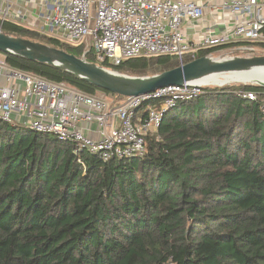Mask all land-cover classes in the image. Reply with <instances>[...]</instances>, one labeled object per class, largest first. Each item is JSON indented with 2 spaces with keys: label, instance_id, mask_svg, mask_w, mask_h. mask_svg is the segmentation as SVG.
Wrapping results in <instances>:
<instances>
[{
  "label": "trees",
  "instance_id": "trees-1",
  "mask_svg": "<svg viewBox=\"0 0 264 264\" xmlns=\"http://www.w3.org/2000/svg\"><path fill=\"white\" fill-rule=\"evenodd\" d=\"M0 27L82 56L83 45L1 18ZM3 54L16 68L125 97L58 66ZM105 65L150 76L180 62L156 55ZM210 86L166 111L143 155L107 161L0 120V264H264V87ZM239 87L258 98L239 96Z\"/></svg>",
  "mask_w": 264,
  "mask_h": 264
},
{
  "label": "built area",
  "instance_id": "built-area-1",
  "mask_svg": "<svg viewBox=\"0 0 264 264\" xmlns=\"http://www.w3.org/2000/svg\"><path fill=\"white\" fill-rule=\"evenodd\" d=\"M1 1L7 3V14L11 0ZM42 1L46 11L40 14L41 32L83 45L81 57L88 60L91 54L95 60L88 61L109 70L105 64L119 65L134 57L168 55L183 65L208 49H215L206 54L213 57L225 47L232 48L230 56H254L264 47V0ZM206 17L212 25L197 27ZM207 86L169 85L117 102L108 94H91L11 66L0 52V120L53 134L73 143L75 154L86 151L105 161L143 155L146 135L158 132L166 111ZM236 93L251 100L259 96L240 87ZM261 109L264 114V99Z\"/></svg>",
  "mask_w": 264,
  "mask_h": 264
},
{
  "label": "water",
  "instance_id": "water-1",
  "mask_svg": "<svg viewBox=\"0 0 264 264\" xmlns=\"http://www.w3.org/2000/svg\"><path fill=\"white\" fill-rule=\"evenodd\" d=\"M0 52L17 54L69 71L90 83L123 96L140 95L169 85H184L207 76L225 77L264 67V55L213 57L202 55L150 76L109 70L62 48L0 31ZM264 87V83H246Z\"/></svg>",
  "mask_w": 264,
  "mask_h": 264
},
{
  "label": "crops",
  "instance_id": "crops-1",
  "mask_svg": "<svg viewBox=\"0 0 264 264\" xmlns=\"http://www.w3.org/2000/svg\"><path fill=\"white\" fill-rule=\"evenodd\" d=\"M7 3L0 0V14L6 16L8 20L18 22L24 26L41 31L43 21L40 14L46 11V6L42 0H11V6L6 14ZM197 27L203 24L204 27L212 25L207 17L203 21L196 22ZM187 32L192 34L191 27H187ZM219 28L216 26V29ZM114 99L113 96H111Z\"/></svg>",
  "mask_w": 264,
  "mask_h": 264
},
{
  "label": "bare ground",
  "instance_id": "bare-ground-1",
  "mask_svg": "<svg viewBox=\"0 0 264 264\" xmlns=\"http://www.w3.org/2000/svg\"><path fill=\"white\" fill-rule=\"evenodd\" d=\"M225 77L217 76H207L201 80L196 81L201 85H216L223 86L229 82H239V83H264V67H257L253 70L245 73L233 74Z\"/></svg>",
  "mask_w": 264,
  "mask_h": 264
},
{
  "label": "rangeland",
  "instance_id": "rangeland-1",
  "mask_svg": "<svg viewBox=\"0 0 264 264\" xmlns=\"http://www.w3.org/2000/svg\"><path fill=\"white\" fill-rule=\"evenodd\" d=\"M47 30H49V28H47ZM232 52V48L231 47H225V48H222V49H219L217 51L214 52V55L215 57H227V56H230L234 53H231ZM2 53V52H1ZM4 55V54H3ZM256 55H264V47H260L259 48V51H258V54ZM235 56V55H234ZM232 76V75H231ZM230 76V77H231ZM247 83H252V82H247ZM227 84H236V85H240V84H245V83H239V82H229ZM225 84V85H227ZM250 85V84H249ZM216 86V85H215ZM250 86H256V85H250ZM208 87H211L210 85ZM214 87V85H213ZM97 94H103L102 92H98ZM111 97V95H109V98Z\"/></svg>",
  "mask_w": 264,
  "mask_h": 264
}]
</instances>
